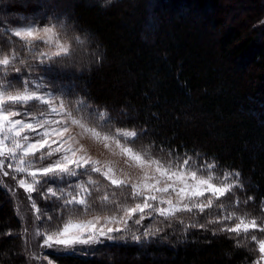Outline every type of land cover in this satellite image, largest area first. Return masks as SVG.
Instances as JSON below:
<instances>
[{
  "label": "trees",
  "instance_id": "1",
  "mask_svg": "<svg viewBox=\"0 0 264 264\" xmlns=\"http://www.w3.org/2000/svg\"><path fill=\"white\" fill-rule=\"evenodd\" d=\"M11 1L0 3L4 49L17 44L14 50L33 56L6 32L33 18L62 23L76 37L74 52L83 47L92 60L87 71L75 69L83 71L78 82L45 63L5 67L4 90L55 79L58 93L100 127L120 138V132L132 133L126 142L157 147L174 164L187 162L225 180L239 204L264 216V0L240 8L225 0H78L71 13L62 5L19 7ZM154 222L141 221L138 238L118 235L88 252L49 256L57 264L255 260L230 233L197 225L185 213ZM22 232L0 185V264H30Z\"/></svg>",
  "mask_w": 264,
  "mask_h": 264
},
{
  "label": "rangeland",
  "instance_id": "2",
  "mask_svg": "<svg viewBox=\"0 0 264 264\" xmlns=\"http://www.w3.org/2000/svg\"><path fill=\"white\" fill-rule=\"evenodd\" d=\"M77 1L11 2L62 5L71 13ZM249 1L225 0L238 8ZM64 28L25 18L6 32L33 56L27 59L24 50H14L17 44L7 50L0 46V185L22 224L30 264H57L50 253L88 252L118 235L138 238L144 219L154 222L176 213L230 233L254 257L251 264H264V216L239 204L230 183L190 169L187 162L174 164L157 147L126 142L132 133L120 132L122 139L100 127L58 93L55 79L50 84L41 83L43 77L26 80L27 86L4 90V68L22 67L27 60L57 67L78 82L92 54L83 47L74 52L76 37Z\"/></svg>",
  "mask_w": 264,
  "mask_h": 264
}]
</instances>
